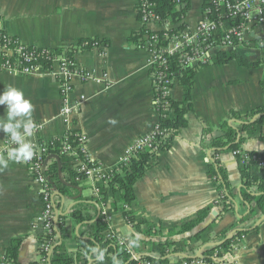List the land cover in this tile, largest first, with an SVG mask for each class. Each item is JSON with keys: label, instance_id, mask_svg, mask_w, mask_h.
Segmentation results:
<instances>
[{"label": "crops", "instance_id": "0c3cea01", "mask_svg": "<svg viewBox=\"0 0 264 264\" xmlns=\"http://www.w3.org/2000/svg\"><path fill=\"white\" fill-rule=\"evenodd\" d=\"M137 3L138 0H0V27L28 45L56 49L70 47L80 39L101 41L100 48L78 52L74 59L80 67L94 70L97 75L107 73L110 84L74 80L72 98L82 101V106L72 128L87 136L91 159L106 173L120 165L127 147L151 131L159 119L153 103L155 90L153 70L148 64L149 53L145 47L137 48L129 42L132 33L143 26L138 19ZM203 3L204 0H192L184 19L192 33L198 31L204 17ZM148 28L159 30L156 24H149ZM263 40L264 26L253 22L236 49L249 61L262 60L264 49L255 43ZM198 66L192 90L194 110L188 113L187 126L135 185L136 200L131 209L148 223L160 226L158 235L146 236L127 222L121 210L114 211L111 204L117 197L111 191L99 204L94 182L87 178L75 187L73 195H60L56 191L54 202L60 213L61 240L68 252L75 253L80 240L92 238L91 224L105 210L111 215V229L116 236L142 256L139 251H145L151 245L141 243L137 247L133 241H171L175 238L170 237L172 232L220 198L218 184L209 174L210 151H204L200 145L202 133L204 128L212 127L213 134H219L221 122L232 109L249 113L264 104L261 85L264 64L252 68L230 61L223 65ZM7 84L24 91L34 105L35 122L44 123L42 131L33 136L32 141L64 135L59 81L55 77L0 72V91ZM171 97L175 101L183 98V88L177 79ZM4 110L0 106V115ZM4 139L5 134L0 131V147ZM241 150L264 153V140L245 138ZM218 157L227 170V179L236 197L232 198L233 210L224 213L216 223L213 236L218 237L224 232L230 234L235 229H249L237 254L238 260L241 264H264V220L259 222V229L255 231L251 230L260 218L255 216L238 228H232L238 219L248 217L251 212L250 202L242 195L245 185L237 157L233 152H222ZM250 172L264 179V168L254 165ZM255 194L252 192L251 195ZM78 205L88 217L81 222L71 216L72 209ZM42 209L41 187L27 165L10 162L7 168L0 170V256L14 239L20 238L19 264L40 260L39 249L44 235ZM142 227L145 229L147 225ZM202 249L201 245L191 244L189 253H170L167 260L159 264H184L185 260L179 257L195 258ZM107 250L97 246L88 264L101 259ZM140 264L148 263L143 261Z\"/></svg>", "mask_w": 264, "mask_h": 264}, {"label": "trees", "instance_id": "16d2710c", "mask_svg": "<svg viewBox=\"0 0 264 264\" xmlns=\"http://www.w3.org/2000/svg\"><path fill=\"white\" fill-rule=\"evenodd\" d=\"M151 7H144L142 2L137 3V14L140 21L146 13L153 12L159 16V22L170 21L175 26L169 30H151L147 25H143L138 31H135L130 36L129 42L131 45L143 48L146 44L151 43L154 39L157 40L159 46H167L169 44V36L183 31L186 27L184 19L186 18L192 4V0H146ZM225 5H217V0H204L203 13L210 19L216 21H224L222 29L215 33V38L219 39L224 35L226 29L240 24L241 18L229 15ZM262 41L255 45L261 46L264 49ZM108 45V43H105ZM104 44V45H105ZM93 39H80L77 44L67 48H56L54 53L49 55H66L67 58H75L78 52L93 49ZM190 51L186 49V51ZM183 53H175L168 57L167 72L179 81L183 88V98L180 101L172 100L173 111L162 119L163 126L167 127L170 134L161 139L158 144V149L154 152L145 150L131 159L127 164H120L109 177H103L96 181V186L99 188V194L96 200L102 204L106 200L108 192L111 191L117 197L111 204L114 211L121 210L127 222L136 227L139 231L148 237H155L161 230L160 226H155L144 218L135 214L131 205L136 200L135 185L136 182L152 168L158 160L160 154L169 150L173 144V140L188 124V113L194 110L192 90L194 87L195 77L198 69L196 66H185L181 61ZM40 63L45 67L52 65L51 59L47 56L40 57ZM230 61H237L239 64L247 67H259L264 64V59L258 61H249L237 49L229 51H219L215 53L210 61L205 65H223ZM261 85L264 89V77L261 80ZM82 132L78 129H72L65 139L54 138L51 140H42V145L47 148V155L44 157L45 176L49 184L59 194L73 195L76 191V186H79L82 181H86L87 176L80 172L76 165L79 158H83L79 151V134ZM245 138H259L264 140V104L257 107L249 113H241L238 110L232 109L228 116L221 122L219 134H213L212 127H206L203 130L200 145L206 152L210 151L211 161L209 164V174L211 179L218 184L220 190V198L212 203H209L198 211L197 216L180 225L170 237L174 236L171 241H141L136 239L134 244L140 247V244H150V248L142 252L139 260L130 258V254L126 250L124 244H119L116 239L110 237L112 229L107 222L103 220L104 215L91 224L92 238L80 240V245L75 253L67 251L64 243L61 240V219L58 220L55 234L58 236L54 243L53 252L50 256L40 248V260L33 261L30 264H88L89 257L92 251L97 247L107 248L106 254L91 264H140V262L159 264L167 260V255L170 253L187 254L191 244L201 245L203 249L199 257L210 259L215 253L223 254L232 249L233 241L249 232V229H235L231 237L228 238V232L222 235L213 236V229L216 223L222 218L223 214L233 210L234 203L232 198L236 197L234 188L229 184L227 179V170L219 159V154L222 152H233L241 150L242 143ZM67 139L71 145V151H65L64 141ZM73 151L78 152V155L72 154ZM248 152V151H246ZM254 154L257 152H248ZM264 154V153H257ZM237 157L239 171L245 189L242 195L245 200L251 204V212L248 217L238 219L237 223L232 228H238L250 217H261L264 215V179L251 174L250 169L255 165V161L242 163V156L235 154ZM252 192L256 193L251 195ZM217 210L218 214L214 221L205 229L199 231V227L210 218L213 210ZM71 216L78 222H81L88 217L83 214L81 205L75 206L71 211ZM63 219V218H62ZM143 225H147L143 229ZM259 226L254 227L251 231L258 230ZM46 238L44 234L42 240ZM22 239L16 238L4 253L5 257L12 264H19L20 247ZM134 248V247H133ZM185 261H190L194 257L183 258Z\"/></svg>", "mask_w": 264, "mask_h": 264}, {"label": "built area", "instance_id": "2783aa9c", "mask_svg": "<svg viewBox=\"0 0 264 264\" xmlns=\"http://www.w3.org/2000/svg\"><path fill=\"white\" fill-rule=\"evenodd\" d=\"M142 2L144 7H151L146 0H138ZM225 5L228 14L241 18L240 24L232 26L225 30L224 35L216 39L215 33L222 29L224 21H216L204 15L200 21L198 31L190 32L187 27L179 33L169 36V44L167 46H159L156 39L151 43L146 44L145 49L149 53L148 64L153 70V84L155 90L154 106L158 113V121L154 128L141 135L134 141L121 157L120 164H127L137 154L150 150L152 152L158 149V142L170 134L167 127L163 126L162 119L171 115L172 107V88L176 81V77L170 75L166 71L168 68V57L175 53H183L181 61L185 66H196L207 64L211 57L219 51L234 50L239 47L244 41L245 35L249 28V24L255 22L257 25L264 26V0H217V5ZM143 25L156 24L159 30H169L175 25L170 21L165 23L159 22V16L153 12L146 13L141 21ZM264 45V40L261 42ZM93 48H100L102 43L98 39H93ZM190 51H186L189 49ZM54 49L31 46L24 43L20 37L9 33L4 28L0 27V72H7L12 75L34 76L49 74L59 81V96L61 101L60 117L65 123V132L61 139H65L69 132L73 129V123L76 114L79 113L82 101L74 100L72 94L74 91V80L94 81L96 83H107L108 74L103 76L97 75L96 71L84 69L79 66L78 62L72 58H67L66 55H49L54 53ZM47 56L51 59L52 65L45 67L40 63V57ZM37 128L35 135L40 133L44 128L43 122H36ZM79 151L83 158L77 161V169L83 172L87 178L94 182V192L99 194V188L96 186V181L103 177H109L112 171L106 173L102 171L101 166L93 161L87 150V136L79 134ZM34 145V155L28 161H22L29 167L32 172L35 182L41 187V197L43 201L42 221L43 229L46 238L41 241L42 248L48 256L53 252L54 243L58 236L55 234L57 213L55 209V189L49 184L45 176L44 157L47 155V148L42 145V140L32 141ZM9 141L6 137L0 149L7 147ZM65 151H71L72 147L67 139L64 141ZM72 154L78 155V152L73 151ZM234 154L242 156V163L255 161V165L264 168V154H250L244 150H238ZM98 179V180H97ZM103 220L108 223L111 228V215L103 210ZM110 237L116 239L119 244H124L128 253L132 254L134 260H139L141 255H138L129 243L119 239L116 234L111 231ZM246 235L243 234L237 237L232 243V249L223 254L215 253L210 259L195 257L190 261H185L184 264H241L238 260L237 252L242 247ZM130 254V255H131ZM0 264H12L5 255L0 256ZM155 264V263H148Z\"/></svg>", "mask_w": 264, "mask_h": 264}, {"label": "clouds", "instance_id": "9594fccd", "mask_svg": "<svg viewBox=\"0 0 264 264\" xmlns=\"http://www.w3.org/2000/svg\"><path fill=\"white\" fill-rule=\"evenodd\" d=\"M0 131L5 134L7 147L0 149V170L10 162L20 163L30 160L34 155L32 137L37 128L33 118L34 105L22 89L7 84L0 91Z\"/></svg>", "mask_w": 264, "mask_h": 264}, {"label": "water", "instance_id": "95a60500", "mask_svg": "<svg viewBox=\"0 0 264 264\" xmlns=\"http://www.w3.org/2000/svg\"><path fill=\"white\" fill-rule=\"evenodd\" d=\"M57 213V222H58V217L60 215L59 211H56ZM218 212L217 210H213L212 213H211V217L203 224L199 227V231L205 229L207 226H209L213 221H214V218L217 216ZM262 220H264V215H262L260 218H259V221L257 222L256 226L259 224V222H261ZM57 222H56V228H57ZM234 232L230 233L228 235V238L231 237L233 235ZM198 257V256H197Z\"/></svg>", "mask_w": 264, "mask_h": 264}, {"label": "rangeland", "instance_id": "374dc122", "mask_svg": "<svg viewBox=\"0 0 264 264\" xmlns=\"http://www.w3.org/2000/svg\"><path fill=\"white\" fill-rule=\"evenodd\" d=\"M246 235V234H245ZM241 248V247H240ZM239 251H240V249H239ZM239 252H237V254H238ZM131 254V253H130ZM130 258H132V254H131V256H130Z\"/></svg>", "mask_w": 264, "mask_h": 264}, {"label": "bare ground", "instance_id": "6f19581e", "mask_svg": "<svg viewBox=\"0 0 264 264\" xmlns=\"http://www.w3.org/2000/svg\"><path fill=\"white\" fill-rule=\"evenodd\" d=\"M52 49V48H51ZM55 195H56V190H55ZM56 231V230H55Z\"/></svg>", "mask_w": 264, "mask_h": 264}]
</instances>
